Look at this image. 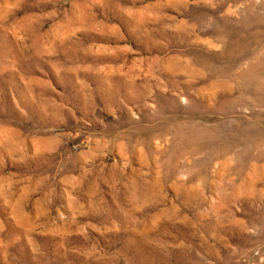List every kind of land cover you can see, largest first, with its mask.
I'll use <instances>...</instances> for the list:
<instances>
[{"label":"rangeland","instance_id":"1","mask_svg":"<svg viewBox=\"0 0 264 264\" xmlns=\"http://www.w3.org/2000/svg\"><path fill=\"white\" fill-rule=\"evenodd\" d=\"M0 264H264V0H0Z\"/></svg>","mask_w":264,"mask_h":264}]
</instances>
